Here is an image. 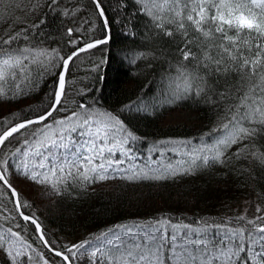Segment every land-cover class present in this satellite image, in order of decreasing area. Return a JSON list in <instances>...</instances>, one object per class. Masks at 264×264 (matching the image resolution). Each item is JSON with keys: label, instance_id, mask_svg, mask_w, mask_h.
<instances>
[{"label": "snow or ice", "instance_id": "1", "mask_svg": "<svg viewBox=\"0 0 264 264\" xmlns=\"http://www.w3.org/2000/svg\"><path fill=\"white\" fill-rule=\"evenodd\" d=\"M91 3L98 15L104 17L100 0ZM137 3L164 36L179 34L183 47L177 51L182 60L195 61L202 68L203 74L188 71L183 64L177 66L176 76L169 77L168 88L176 98L190 96L223 106V115L215 129L216 139L199 146H192L191 141L180 142L184 150H173L180 156L175 164L148 163L125 168L122 167L125 160L116 157L127 158L131 153L130 141L137 137L117 115L80 103L70 114L47 123L54 112L65 110L63 100L67 95L70 63L81 53L107 41L70 40L74 50L66 56L58 49L27 44L21 47L17 41L27 40L29 28L15 29V12L34 13L40 7L39 0H34L30 8L15 0L8 3L0 0L7 14L0 16L7 24L0 33V99L26 95L29 85L36 86L37 78L54 68L61 69L53 73L57 76V86L51 93V103L42 113L31 119L4 117L0 121V188L7 190L19 216L35 226L43 247L65 264H73L78 253L88 256L91 264H264V208L260 205L256 206L255 216L242 213L234 218L235 223L230 218L215 224L218 231L211 237L206 230L179 231L189 226L160 218L154 223L123 226V233L110 229L96 237V242L82 241L65 246L63 251L45 237L34 214L29 216L22 211L29 205L20 200V193L11 183L12 176L50 185L59 193L61 186H67L69 181L80 186L116 178L129 182L162 181L194 175L217 164L227 167L233 159L250 158L264 164V152L253 143L257 135L264 133V0H137ZM56 6L58 0H49L47 7ZM76 11L65 9L63 15H75ZM166 24L173 25L174 30L166 28ZM104 25H108L106 18ZM38 26L33 23L31 28ZM190 30L198 35L190 36ZM74 31L80 29L68 28V36ZM229 73H235L239 80L229 86L225 79L223 91L209 82L210 77H217L219 85V78H226ZM34 125L39 127L33 128L13 148L17 134ZM67 133H77L84 138L83 143L72 141ZM233 146L235 151L229 152ZM0 212L6 210L0 208ZM2 218L9 221L16 217L9 213ZM0 250L7 253L12 264H53L43 251L11 226L0 227Z\"/></svg>", "mask_w": 264, "mask_h": 264}, {"label": "trees", "instance_id": "2", "mask_svg": "<svg viewBox=\"0 0 264 264\" xmlns=\"http://www.w3.org/2000/svg\"><path fill=\"white\" fill-rule=\"evenodd\" d=\"M8 2L4 0V3ZM15 2L30 8L34 0ZM48 3L49 0H39L40 7L34 13L15 12V29L29 28L27 40L22 38L17 41L19 46L27 44L58 49L61 55L66 56L74 50L70 40L90 42L106 38L108 34L110 38L106 43L81 53L70 64L66 75L67 95L63 100L65 110L54 112L47 123L70 114L80 103L111 112L123 120L137 137L130 141L129 146L130 155L138 167L148 163L152 166L169 162L175 164L180 156L173 150L181 148L180 142L191 141L192 146H199L216 139L218 133L215 129L223 115V106L190 96L176 98L169 91V77L176 76L177 66L183 64L188 71L203 74L195 61L182 60L177 51L183 47L179 34L164 36L160 29L154 27L151 18L141 11L137 0H100L108 20L107 26L91 0H58V6L51 8L47 7ZM65 9L78 11L75 15L65 16ZM4 15L7 14L3 11V4H0V16ZM41 20L44 23H40ZM33 23L39 26L31 28ZM6 27L7 24L0 20V33ZM165 27L174 30L171 24ZM68 28H79L80 31H74L69 37ZM189 34L198 35L191 30ZM193 50L197 55L201 54L195 45ZM60 71L57 67L37 78L36 86L29 85L26 95L17 99H0V121L4 117L9 120L31 119L42 113L51 103V93L57 86V76L53 73ZM219 79V85L216 84L217 77H210L209 82L218 91H223L225 79L229 86H234L239 77L229 73L226 78ZM174 109L193 113V121L165 123L164 118ZM36 127L39 126H30L17 134L12 147L19 146L17 141L22 142ZM253 143L264 152V133L257 135ZM235 149L236 146H233L229 152ZM126 159L130 161L129 157ZM10 179L20 193V200L27 201L29 205L22 211L34 214L46 238L61 251L65 246L82 241L93 242L110 229L117 231L123 226L154 223L160 218H167L175 225L189 226L181 227L179 231L206 230L211 237L218 231L215 224L230 218L235 223L234 218L242 213L249 217L256 215V208L241 210L240 199H247L264 208V164L250 158L233 159L227 167L217 164L202 168L194 175L162 181L129 182L116 178L84 186L69 181L67 186H61L59 193L50 185H41V195L35 201L19 182L36 183L23 177L12 176ZM39 200L42 201L40 205L37 204ZM0 208L6 210L0 212V227H13L34 247L43 251L53 264H65L60 257L43 247L35 226L19 216L7 190L2 188ZM9 213L16 217L15 220L5 221L2 218ZM0 262L12 264L4 250H0ZM73 264H91V260L78 253Z\"/></svg>", "mask_w": 264, "mask_h": 264}, {"label": "rangeland", "instance_id": "3", "mask_svg": "<svg viewBox=\"0 0 264 264\" xmlns=\"http://www.w3.org/2000/svg\"><path fill=\"white\" fill-rule=\"evenodd\" d=\"M193 119H194L193 113L186 111L184 109H182V110L181 109H174L166 115V117L164 118V122L165 123H191V121H193ZM66 135L68 137H70L72 141H79L80 143H83L84 138L80 137L77 133H67ZM59 151H63V149H61ZM128 157L130 158V161L127 160L123 156H121V158H119V159L125 160V164L122 165V167L127 168L130 165H135L134 157L131 156L130 154ZM19 185H21V186L24 185L23 189L28 191L30 193V195L32 197H34V201H35V198L38 199L40 197V195H41V193H40L41 184H33V185L31 184L30 185L29 182L20 181ZM41 202L42 201L39 200L37 204L40 205ZM257 205L258 204L254 203V202H250L247 199H240V202H239V206L241 207V210H247L250 207L256 208ZM123 231H124V228H121V229L117 230L116 232L117 233H123ZM93 242H96V240H94Z\"/></svg>", "mask_w": 264, "mask_h": 264}, {"label": "water", "instance_id": "4", "mask_svg": "<svg viewBox=\"0 0 264 264\" xmlns=\"http://www.w3.org/2000/svg\"><path fill=\"white\" fill-rule=\"evenodd\" d=\"M106 17L104 16V19H105ZM109 39V35H108V37H106V38H103V39H99V40H108ZM95 41V40H94ZM94 41H90V42H94ZM71 64V63H70ZM70 66V65H69ZM24 214H26V213H24ZM26 215H29V214H26ZM29 216H31V215H29ZM39 222V221H38ZM40 223V222H39ZM41 225V224H40ZM41 228H42V225H41ZM43 229V228H42ZM45 235V234H44ZM46 237V236H45ZM0 264H2L1 262H0Z\"/></svg>", "mask_w": 264, "mask_h": 264}, {"label": "bare ground", "instance_id": "5", "mask_svg": "<svg viewBox=\"0 0 264 264\" xmlns=\"http://www.w3.org/2000/svg\"><path fill=\"white\" fill-rule=\"evenodd\" d=\"M42 9H43V8H42ZM108 35H109V38H110V34H108ZM107 37H108V36H107ZM96 40H99V39H96ZM108 40H109V39H108ZM108 40H107V41H108ZM93 41H94V40H93ZM31 216H32V215H31ZM35 218H36V217H35Z\"/></svg>", "mask_w": 264, "mask_h": 264}]
</instances>
